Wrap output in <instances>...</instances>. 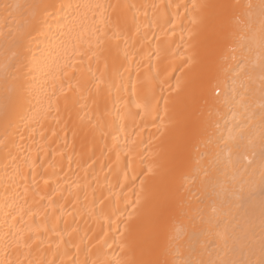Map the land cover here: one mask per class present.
Masks as SVG:
<instances>
[{
	"label": "bare ground",
	"instance_id": "1",
	"mask_svg": "<svg viewBox=\"0 0 264 264\" xmlns=\"http://www.w3.org/2000/svg\"><path fill=\"white\" fill-rule=\"evenodd\" d=\"M0 264H264V0H0Z\"/></svg>",
	"mask_w": 264,
	"mask_h": 264
}]
</instances>
